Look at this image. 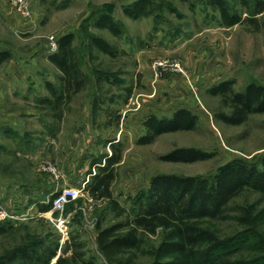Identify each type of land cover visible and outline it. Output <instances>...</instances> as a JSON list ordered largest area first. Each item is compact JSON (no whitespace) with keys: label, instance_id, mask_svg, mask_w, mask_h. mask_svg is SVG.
Instances as JSON below:
<instances>
[{"label":"rangeland","instance_id":"rangeland-1","mask_svg":"<svg viewBox=\"0 0 264 264\" xmlns=\"http://www.w3.org/2000/svg\"><path fill=\"white\" fill-rule=\"evenodd\" d=\"M132 1L28 0L30 17L25 19L0 0V52L10 53L0 62V207L12 215L0 219V225L10 221L0 233V254L19 244L40 250L57 246L54 263L78 243L96 264H111L98 249L96 228L124 221V216L115 215L107 198L91 196L88 185L98 171L91 162L111 155L113 148L119 150L120 162L113 167L109 190L126 209L156 174L210 176L227 161L258 162L264 154V113L227 124L218 114L230 109L220 95L208 92L224 80H233L235 91L250 82L264 84V28L246 22L224 27L217 11L201 6L192 11L177 0H156L155 14L134 20L122 10ZM172 6L176 11L170 12ZM101 9L119 20L122 35L92 26L88 30L115 48L113 56L97 48L90 52L83 35ZM66 33L74 34L84 83L53 110L40 103L49 95L45 82L60 83V72L47 58L58 50V44L50 48V37L58 43ZM154 61L166 68L154 69ZM176 64L181 71L170 70ZM179 108L196 116L193 129L138 142L146 117L170 116ZM178 147L198 148L212 157L193 162L161 158ZM67 190L78 194L59 207H54V197L50 209L39 210L55 193ZM242 200L260 205L257 209L264 203L251 191ZM234 225L230 220L220 227L228 234ZM258 233L264 239V225ZM159 240L147 236L138 251L118 258L124 264H152V248ZM255 242L254 237L248 240Z\"/></svg>","mask_w":264,"mask_h":264},{"label":"trees","instance_id":"trees-1","mask_svg":"<svg viewBox=\"0 0 264 264\" xmlns=\"http://www.w3.org/2000/svg\"><path fill=\"white\" fill-rule=\"evenodd\" d=\"M169 2L168 0H161ZM187 3L193 11L198 6L210 8L219 14L220 24L231 27L246 22L259 30L264 28V0H177ZM176 11L175 7L168 8ZM130 19L150 17L157 10L156 0H133L123 7ZM243 15L244 18H243ZM89 24V25H88ZM83 35L87 48H93L113 56L115 48L102 36L90 32L89 26L106 29L112 35H122V25L110 12L103 9L94 12ZM74 34L66 33L58 40V50L47 56L60 72L59 84L45 82L49 92L40 103L49 109L58 110L73 94L81 90L84 79L73 46ZM10 53L0 52V62L6 61ZM208 92L220 95L228 106V113L218 114L227 124L243 123L252 113H264V84L248 83L242 90L235 91L233 80H224L211 87ZM196 116L188 109L179 108L170 116L157 117L153 114L143 122L145 134L140 144L152 142L154 137L165 132L191 130ZM111 155L104 154L91 162L98 171L92 175L89 193L95 198L105 197L116 216H124L106 227L97 225L96 243L100 253L111 264H124L118 258L128 251H138L147 236H160L157 246L152 248V264H264V239L258 231L264 225V203L257 209L256 203L238 201L244 193L259 194L264 202V154L258 162L235 158L221 164L210 176H181L156 174L151 177L147 190H142L133 199L130 209L113 199L109 190L113 167L120 162L119 150L113 148ZM212 157V153L194 147H178L161 158L174 162H193ZM91 172V171H90ZM40 205V211L52 207V200ZM259 204V202H258ZM231 212H236L232 215ZM233 221L231 233H224L223 223ZM10 221L0 225V233L6 231ZM255 238L252 245L248 240ZM260 242L257 239H260ZM259 242V243H258ZM258 243V244H257ZM70 255L61 254L54 263L57 246L44 250L38 246L19 244L0 254V264H96L93 257H85L79 244ZM253 261V262H251ZM126 263V262H125Z\"/></svg>","mask_w":264,"mask_h":264},{"label":"built area","instance_id":"built-area-1","mask_svg":"<svg viewBox=\"0 0 264 264\" xmlns=\"http://www.w3.org/2000/svg\"><path fill=\"white\" fill-rule=\"evenodd\" d=\"M8 5L11 8H14V10L16 11V13L22 17H24L25 19H28L30 17V13L28 11V0H7ZM50 48L52 50H55L57 48V42L53 37H50ZM179 65H172L170 66V70L173 71H181V69L178 67ZM152 67L154 69H164L166 68L165 63H163L162 61H154L152 64ZM75 194L77 195L78 192L77 191H72V190H67V192L63 193V194H59L54 200V207L56 206H60L62 204H64L67 200V198L69 197H74ZM6 218H12V215L6 211L5 209L0 207V219H6Z\"/></svg>","mask_w":264,"mask_h":264},{"label":"water","instance_id":"water-1","mask_svg":"<svg viewBox=\"0 0 264 264\" xmlns=\"http://www.w3.org/2000/svg\"><path fill=\"white\" fill-rule=\"evenodd\" d=\"M53 262H55V261H53Z\"/></svg>","mask_w":264,"mask_h":264}]
</instances>
